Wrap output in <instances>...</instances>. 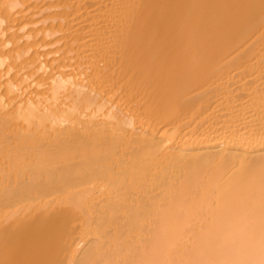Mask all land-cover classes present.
I'll list each match as a JSON object with an SVG mask.
<instances>
[{"label":"bare ground","instance_id":"bare-ground-1","mask_svg":"<svg viewBox=\"0 0 264 264\" xmlns=\"http://www.w3.org/2000/svg\"><path fill=\"white\" fill-rule=\"evenodd\" d=\"M0 264H264V0H0Z\"/></svg>","mask_w":264,"mask_h":264}]
</instances>
